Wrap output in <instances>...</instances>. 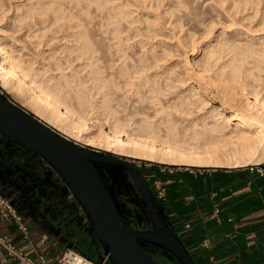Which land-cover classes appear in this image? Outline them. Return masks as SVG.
I'll return each instance as SVG.
<instances>
[{"label":"bare ground","instance_id":"1","mask_svg":"<svg viewBox=\"0 0 264 264\" xmlns=\"http://www.w3.org/2000/svg\"><path fill=\"white\" fill-rule=\"evenodd\" d=\"M88 1L98 11L97 43L92 46L84 42L82 48L65 47L38 58L24 45L15 43L20 49L13 51L6 37H0L3 91L19 97L18 104L68 139L118 156L185 168L262 163L264 94L258 93L261 80L253 81L251 70L244 71L237 59L223 60L222 50L210 48L204 49L201 61L188 62L185 53L179 64L168 63L174 47L165 44L157 18L151 19L146 10L153 4L159 7V0ZM168 2L178 9L185 0ZM17 3L13 20L34 49L48 50L52 40L69 29L76 40L88 36L90 10L81 0ZM166 12L170 14L171 8ZM191 19L196 21V15ZM187 39L177 38L176 43L193 55L196 46ZM79 58L95 60L72 69L73 75L67 77L64 71ZM80 73L86 75L89 89ZM92 90L99 105L92 101ZM102 162L121 167L114 161ZM121 169L130 183L129 174ZM80 261L76 256L73 263Z\"/></svg>","mask_w":264,"mask_h":264},{"label":"crops","instance_id":"2","mask_svg":"<svg viewBox=\"0 0 264 264\" xmlns=\"http://www.w3.org/2000/svg\"><path fill=\"white\" fill-rule=\"evenodd\" d=\"M245 167L191 173L157 166L164 169L143 174L153 188L160 182L159 202L168 223L196 264H264V175ZM0 192L27 226L24 238L11 219L0 216V236L15 248L33 258L42 254L47 264H65L66 250L107 263L69 191L54 182L38 158L1 135ZM0 264H16L1 247Z\"/></svg>","mask_w":264,"mask_h":264},{"label":"water","instance_id":"3","mask_svg":"<svg viewBox=\"0 0 264 264\" xmlns=\"http://www.w3.org/2000/svg\"><path fill=\"white\" fill-rule=\"evenodd\" d=\"M0 135L32 151L54 182L69 191L88 220L106 264H160L148 248L160 249L166 259L177 264H196L169 225L163 206L142 173L120 161L118 155L101 153L68 139L2 94ZM102 160L117 162L129 174L130 183L125 182L141 198L149 219L148 229H138L126 221L114 184L108 183L101 170L108 168Z\"/></svg>","mask_w":264,"mask_h":264},{"label":"rangeland","instance_id":"4","mask_svg":"<svg viewBox=\"0 0 264 264\" xmlns=\"http://www.w3.org/2000/svg\"><path fill=\"white\" fill-rule=\"evenodd\" d=\"M17 2L18 0H3L2 7L0 8V37H6L7 41H9V44L13 45V51H18L20 49V47L15 46L16 43V45H24L26 50H31L30 52L35 54V56L38 58H41L43 54L50 52L57 53L59 52V49L65 47L66 51H68V49L72 50L75 46L82 48L84 42L88 44L92 43V46L94 45V41H97L96 34L98 28V11L95 10L94 4H91L88 0H81V5L87 6L88 8L87 12L90 10L89 18L85 26L88 36L85 37V39L81 38L80 40H76L73 37L75 36L74 30L69 29L61 33L58 38H54L48 50H44L47 46H40L34 49V47L29 43L28 39L25 38V35H19L21 31H18L19 27L15 20H13L15 17V7L18 5ZM159 3V7H157L156 4H153V7H148L146 10L150 12L151 19H153V16L157 18L156 21L158 24V29L161 31V35H163V41L165 44L168 47H174V51L171 53L173 58H171L168 63H172L173 66L179 64L181 60L185 59V53L188 62L193 61V59L196 61H201L204 49L210 48L222 50L221 53L223 54V60L226 61L229 59H237V63L244 71L251 70L252 79L254 77L255 80L256 78H259V81L261 80L259 83L262 85H259L262 87L258 86L261 90H259L258 93L260 95L264 94V53H262L264 48V0H185V2L178 7V9H174L172 6L170 7V2H168V0H159ZM109 5L110 4L108 3L106 4V6ZM169 8L172 10L170 14L166 12ZM192 15H196V21L191 19ZM69 19L78 22L76 18ZM188 36L190 39L187 40L189 42L191 41L196 46L193 55H189V53H187V48L185 50L182 45H177L176 43L177 38L179 41L182 40L181 42H183V39H186ZM66 56L65 58H67ZM65 58L60 61L63 66H65ZM94 60L95 59L84 62L82 58L76 59L64 72L66 73L67 77H70L73 75V70H80L84 68L83 66L89 62L92 64ZM256 62H259V64ZM181 68L182 67L180 64L175 68V73H180ZM78 77L80 78L81 82L84 83L85 87L89 89V82H87L86 75H84V73H80ZM74 79L76 80L75 77ZM248 88L252 90L251 87ZM91 92L93 96L92 101L99 105V96L96 95L93 90ZM0 94L6 96L15 103H17L16 98H19L14 96V94L13 96L12 94H7L1 88ZM100 111L101 110H98L99 113ZM101 153H104L103 150ZM107 154L112 155V153L109 152ZM118 158L130 163L143 174H145L146 171L150 169H152V171L164 169L156 168L157 166L173 167L144 160L130 159L124 156H118ZM263 162L264 160L262 163ZM149 166L151 168H149ZM126 178L127 177L125 175V179ZM147 183L150 182L147 181ZM150 189L156 196L154 188L151 186ZM129 209H133L135 214H139L141 216V220L136 217L138 222L144 221L147 223L145 219L146 213L140 202H137V204H134L133 207ZM160 264L163 263L160 262ZM166 264L172 263L166 262Z\"/></svg>","mask_w":264,"mask_h":264},{"label":"built area","instance_id":"5","mask_svg":"<svg viewBox=\"0 0 264 264\" xmlns=\"http://www.w3.org/2000/svg\"><path fill=\"white\" fill-rule=\"evenodd\" d=\"M166 167V166H164ZM174 167V166H173ZM250 170H256L259 174L264 175V162L260 165L254 166H246ZM189 172L193 173L195 169H203V168H195L188 167ZM154 190L157 199L161 198V187L159 181H154ZM0 216L3 218L11 219L16 225L18 230L24 235V238L27 236V226L25 225L22 216L13 206L12 202L4 197L0 192ZM0 247L6 252L7 256L14 260L16 264H47L45 257L42 254H37L34 258L25 254L23 251L15 248L9 241L5 240L0 236ZM79 256L81 261L78 263H73L74 258ZM61 260L65 264H96L90 262L86 258L79 255L77 252L73 250H66L62 253ZM104 264V263H100Z\"/></svg>","mask_w":264,"mask_h":264},{"label":"flooded vegetation","instance_id":"6","mask_svg":"<svg viewBox=\"0 0 264 264\" xmlns=\"http://www.w3.org/2000/svg\"><path fill=\"white\" fill-rule=\"evenodd\" d=\"M8 141H10V140H8ZM10 142L17 148L18 151H20V152L28 151L30 154L33 155L34 158H38V156H35L32 151H29L23 145L16 143V142H13V141H10ZM119 160L123 161L121 159H119ZM106 166L108 167L107 169L101 168V170L105 174L106 178L108 179V183L114 184L116 192H117V194H118V196H119V198L123 204V213H124V217H125L126 221L130 222L134 227H136L138 229H142V230L148 229L149 226L147 225V223L144 221L138 222L136 220L137 219L135 217L136 214L133 212V209H129V208H132L134 204H137V202L138 203L141 202V198L137 193H135L131 189L130 185L127 182H125L127 180V178L125 179L124 171L121 169V167H119L118 165H115V164H108ZM127 189H129V191ZM138 217L141 218L140 215ZM148 250L154 256L155 259L156 258L160 259V261L162 263H163V259H166L164 257V255H162V251L160 249L148 248Z\"/></svg>","mask_w":264,"mask_h":264},{"label":"trees","instance_id":"7","mask_svg":"<svg viewBox=\"0 0 264 264\" xmlns=\"http://www.w3.org/2000/svg\"><path fill=\"white\" fill-rule=\"evenodd\" d=\"M141 172V171H140ZM142 173V172H141ZM142 175H143V173H142ZM145 178V177H144ZM148 185L150 186V184L148 183ZM151 187V186H150ZM152 255V254H151ZM153 256V255H152ZM154 257V256H153ZM158 261H160V259H158V258H156ZM161 262V261H160ZM166 262L167 263H172V264H177V262H175V261H170V260H168V259H163V264H166Z\"/></svg>","mask_w":264,"mask_h":264}]
</instances>
